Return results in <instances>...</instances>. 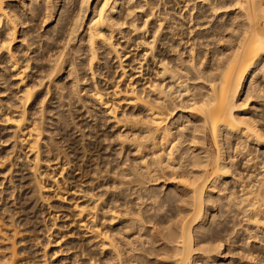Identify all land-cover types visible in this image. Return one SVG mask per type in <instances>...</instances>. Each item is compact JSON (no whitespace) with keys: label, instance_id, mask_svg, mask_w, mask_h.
Returning <instances> with one entry per match:
<instances>
[{"label":"bare ground","instance_id":"bare-ground-1","mask_svg":"<svg viewBox=\"0 0 264 264\" xmlns=\"http://www.w3.org/2000/svg\"><path fill=\"white\" fill-rule=\"evenodd\" d=\"M263 74L264 0H0V264H33L28 253H40L39 264H220L230 236L205 238L222 198L264 231V179L241 180L231 163L244 144L264 146V111L245 109ZM80 104L110 125L112 155L124 152L110 176L117 191L90 186L100 176L73 192L84 240L67 242L57 214L29 239L36 231L15 206L43 207L51 190L67 202L70 153L51 130L71 125L65 113ZM179 113L194 119L191 128ZM166 174L179 186L167 198L180 206L164 223L152 187ZM146 180L153 202L141 210L129 197Z\"/></svg>","mask_w":264,"mask_h":264},{"label":"rangeland","instance_id":"rangeland-1","mask_svg":"<svg viewBox=\"0 0 264 264\" xmlns=\"http://www.w3.org/2000/svg\"><path fill=\"white\" fill-rule=\"evenodd\" d=\"M41 30L42 29H40L39 32L41 33L44 32ZM257 80L258 81L256 82L255 85L259 88L260 92L261 91L263 92L260 93L258 89L256 88V90L259 92L257 95L252 94L251 93L253 91L252 90L250 92L252 94V95L250 94L251 97L247 96L250 99H248L247 101L248 103L246 104L245 109L250 110L251 112L252 111L256 112V109L253 110L251 108L253 106L255 107L256 105H257L256 108L259 107L257 108V111L260 108H261L260 109L261 111H264L263 109L264 108V74L259 76ZM247 90H248V85H247L246 92ZM259 94H260V97L258 96ZM69 110H71L70 111L71 114H69V112H66L65 114L69 116L66 118H67L68 124H71V125H68L66 128L63 129V131L58 130L56 132V131L51 130V133L54 139L56 140V142H58L60 146L64 147L63 149L64 153L65 152L66 154L70 153L69 154L70 156L67 157L69 158L67 160L71 161L72 163L70 165L71 169L69 168L67 170L68 174L69 173L71 174L69 175L70 180L67 181V185L69 186L63 185L61 182V178L58 179V181L61 182L62 194L65 196V201L67 202H62V201L59 202V200H57V198L55 197V194L51 190V192L47 194V198L49 199L47 202L48 204H45L43 207L39 204H37V206L34 207V204H31L28 201L24 202V200L23 202L21 201L20 203L18 201V204L15 207L18 210V211L16 210L17 213L20 212L17 215V217H20L21 219L20 221L24 222L26 220L25 222L30 223L28 227H32V229L34 227V230L36 231V232H30V233L27 232L26 236L28 237L30 236L32 238L35 235V237H39L40 236L38 235L40 234L39 229L42 230L43 229L42 225L44 224V221L42 222V218L45 217L46 223H47L48 221L47 219L50 216H54L55 214H57L59 218L56 220V222L57 224H59L60 227H62V229L64 228L62 225L66 223L65 224L66 227L63 230L65 233L66 241L74 245L75 243L79 241L78 239L82 241L85 238L78 231L76 221H74L73 219V210H72L71 205L73 203H76V199H74L73 197L74 195L73 192L77 190V188L79 187L88 186V184H90L91 180H93L94 178L97 179L98 177L102 176V179H99L98 181L97 180L93 181V184H91L90 186L92 185L96 186L101 183L102 185H104L103 191L106 192L108 190V193L109 192L116 193L117 188L115 187V184L113 183L111 178H112V175H113L112 173H113V170L115 169V166L117 165L119 161L123 159L124 152L119 158L118 157L116 158V156L114 157L112 155L114 153V150L118 149L119 146H116L115 139L111 136L112 130L111 128H109L110 127L109 124H106L105 122H103V124H100L99 119L91 117L92 116L91 113L85 116L86 113L84 109L82 110L81 104L78 106L73 105L72 107L69 108ZM250 111L249 112L246 111V112L249 114L257 115V113H250ZM70 115H72V117ZM258 115L261 116L262 114L260 113ZM263 115H262L263 119L261 121V124L264 126V116ZM179 116H182V118L179 120L180 121L179 123L185 124V127H188V128L192 127V124H190V121L192 122L194 121V119L191 118V116L188 113H179L175 119H177ZM85 117H86V121L82 122L85 120ZM94 123L99 124V126L96 129H94L93 127ZM179 123L177 124L175 123V127H178ZM190 132H191L190 129L186 130L185 134H190ZM85 134L86 136L82 139L81 135H85ZM94 143L96 144L95 148L93 145ZM244 146L237 153H234V152L232 153L231 151V155L233 154V157H234L232 160L233 162H231L234 165L232 168V170L234 171V175L236 174L237 175L236 177L240 176L241 180H244V181H247L248 176L251 174H253L256 177L254 178V181L259 180L261 178L264 179V165L261 164L262 161L264 162V146L258 147L254 144H250V145L244 144ZM133 152L129 154V158H128L129 160L126 162L127 164L126 166L130 164V160L134 159L133 155L135 152L134 153ZM114 159L116 160L115 162H113ZM55 170L58 171V169H55ZM95 170H97V172L99 173L101 172V174L98 173L97 174L98 176H96ZM166 177L168 179L169 175L166 174ZM231 179L232 178H229V181H231ZM250 181H252V179L248 180L247 182H250ZM174 183L175 182H173L171 179H168V180L164 179L163 181H159V183L157 184L158 186L152 187V185H155V184L149 183L148 180H146V184L144 185V190L138 193L137 195L133 194V196H130L129 198L132 199L133 201L132 203L135 202L138 205L137 207L141 208V210L150 208L151 206L150 202L151 203L153 202L152 199H150V195H151L150 189L160 187V189H157L158 197L156 198L155 200L156 202L154 205L156 208L157 207L162 208L161 210L162 212L161 214L159 213L160 214L159 216L162 218L164 223H167V220L174 217V215H177L178 213L177 211L180 206L179 203L177 204L175 202L176 199H174L173 201V198L171 199L167 198V193L170 191L169 189L179 188V186ZM46 185H48L49 187L52 186L49 180H47ZM117 185L118 184H116V186ZM234 185L237 186V184H234L233 182L231 187L230 186L229 187L231 190H235L237 192L236 197H239L238 194L241 195L239 193L240 191L239 188L241 189L240 184H238L239 186L237 187H235ZM162 187L163 189H161ZM23 190L24 191L26 190V185L24 186ZM223 191H226L228 193L227 190H223ZM27 193L28 191L26 192V194ZM224 193L222 192L223 195ZM166 198L169 201H167ZM222 200L224 199L222 198ZM222 200L220 201L221 204L219 202L217 203V205L216 204L213 205V209H212L213 216L211 217L210 220L212 221L211 226L213 227L214 232L206 236L205 241L209 243L207 245H215V243L219 241L217 240L219 237H221L219 239L222 240V239H225L226 237L229 238L230 236L231 238L230 242L227 243V241L222 240V243H223L222 251H225V258L222 260V262H220V264H264V231H261L258 233L252 228L248 227L245 222L244 216L246 214L244 215V210L242 212L241 211L242 209L237 208L233 203L231 205V203H227L226 200H224L223 202ZM164 201L166 202L165 204L163 203ZM9 206H12V203L9 204ZM26 207L28 208L26 209ZM22 208H24V210ZM42 211H43V214H42ZM66 215L68 216V218H63ZM70 222L72 223L74 222L73 225L70 226L71 224ZM74 238L76 239V241L71 242L72 239ZM29 239H27L28 241L26 240L27 246H30L36 243V242L33 243L34 241L31 242ZM40 241L41 240H39V242ZM37 245L38 246L32 247L31 252L39 249L38 248L39 243ZM38 255H40V253L36 254L37 257ZM211 255L215 256L214 253ZM37 257H35L34 255H31V253H28L26 254V258H24L23 261L25 262L26 260V262H29L31 259H34L33 264H39L38 262L40 261V259ZM80 259L81 258L79 256L77 260L81 261ZM163 259L165 258L163 257ZM48 261L49 260H47L46 263H54V261L56 260H53V261L50 260L49 262ZM208 261H209V264H212L211 260H208ZM64 263L67 264L68 262L65 261Z\"/></svg>","mask_w":264,"mask_h":264}]
</instances>
